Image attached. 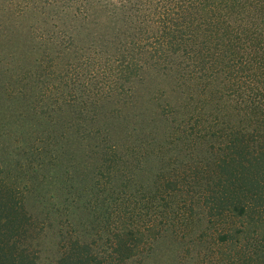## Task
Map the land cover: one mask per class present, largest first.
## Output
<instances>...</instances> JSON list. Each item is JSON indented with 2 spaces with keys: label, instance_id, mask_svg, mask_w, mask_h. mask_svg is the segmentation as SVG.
Returning a JSON list of instances; mask_svg holds the SVG:
<instances>
[{
  "label": "rangeland",
  "instance_id": "374dc122",
  "mask_svg": "<svg viewBox=\"0 0 264 264\" xmlns=\"http://www.w3.org/2000/svg\"><path fill=\"white\" fill-rule=\"evenodd\" d=\"M141 8L0 0V264H264L246 83Z\"/></svg>",
  "mask_w": 264,
  "mask_h": 264
},
{
  "label": "trees",
  "instance_id": "16d2710c",
  "mask_svg": "<svg viewBox=\"0 0 264 264\" xmlns=\"http://www.w3.org/2000/svg\"><path fill=\"white\" fill-rule=\"evenodd\" d=\"M134 2L142 5V11L145 10L143 4L146 5V17L157 18L143 21L149 22L148 27L160 24L158 29L161 36L170 38L168 43L182 41L184 32L185 36L193 33L196 38L192 36L188 43L189 59L193 63L198 62L197 65L191 64L193 76L195 74L199 78L198 72L206 70L210 74H202L201 77L214 80L215 73L221 72L222 76L224 72L227 73L225 69H228V73L232 71L229 77L234 83H246V94L241 96L264 121V0ZM239 72L240 80L237 82L235 77ZM259 129L264 132V124Z\"/></svg>",
  "mask_w": 264,
  "mask_h": 264
}]
</instances>
